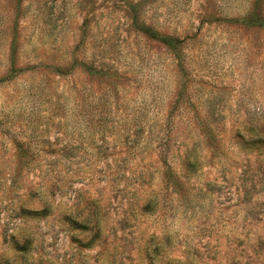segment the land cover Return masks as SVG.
Segmentation results:
<instances>
[{"label": "rangeland", "instance_id": "1", "mask_svg": "<svg viewBox=\"0 0 264 264\" xmlns=\"http://www.w3.org/2000/svg\"><path fill=\"white\" fill-rule=\"evenodd\" d=\"M0 264H264V0H0Z\"/></svg>", "mask_w": 264, "mask_h": 264}]
</instances>
